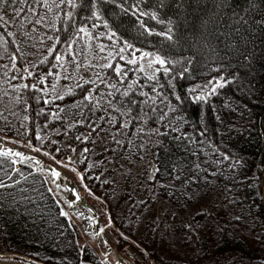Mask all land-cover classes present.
Returning <instances> with one entry per match:
<instances>
[{
    "label": "trees",
    "instance_id": "1",
    "mask_svg": "<svg viewBox=\"0 0 264 264\" xmlns=\"http://www.w3.org/2000/svg\"><path fill=\"white\" fill-rule=\"evenodd\" d=\"M73 3L0 5V137L80 173L107 241L0 154V254L264 264V0Z\"/></svg>",
    "mask_w": 264,
    "mask_h": 264
},
{
    "label": "rangeland",
    "instance_id": "2",
    "mask_svg": "<svg viewBox=\"0 0 264 264\" xmlns=\"http://www.w3.org/2000/svg\"><path fill=\"white\" fill-rule=\"evenodd\" d=\"M139 60L143 69L152 72L156 69V65L159 63L156 60L157 56H146L139 54ZM90 61L92 58L89 59ZM4 147L8 148V146L3 142V139L0 140ZM21 155L17 156L19 159H27L28 162L34 166H36L37 171L44 173L46 180L48 181V185L50 189L53 191V194L58 198L64 214L75 213L79 216L84 225V230L89 235L90 239L102 242L107 241L106 234L101 225V216L98 213V218L94 219L91 214L85 210L76 199V194L78 193L80 196V200L85 201L83 197L84 191L86 188L84 184L81 182V174L78 173L71 165L68 164H60L57 166L48 165L41 160H38L33 153L28 150L27 152L17 151ZM24 153H27L26 157ZM53 171L59 172V177L53 175ZM59 185V187H58ZM110 250L106 253V264H131L124 260L118 253H113L109 256ZM23 257L17 255H6L0 256V264H19L20 261H24ZM32 264V263H31Z\"/></svg>",
    "mask_w": 264,
    "mask_h": 264
},
{
    "label": "snow or ice",
    "instance_id": "3",
    "mask_svg": "<svg viewBox=\"0 0 264 264\" xmlns=\"http://www.w3.org/2000/svg\"><path fill=\"white\" fill-rule=\"evenodd\" d=\"M64 2H65L67 5H69L70 7H75V6H76V5L73 3V0H64ZM5 3H6V0H0V5H3V4H5ZM44 6H45V7H48L47 3H45ZM93 7H95V5H93ZM71 15H72L71 12H69V13H68L69 18H71ZM93 15L96 16L97 18H99V13H93ZM142 15H143V13H142ZM0 19H2V17H0ZM105 26H107V25H105ZM80 31L84 32V31H86V30L83 29V28H81ZM148 31L151 32V29H148ZM112 35L114 36L115 33H113ZM161 35H165V34H164V33H161ZM109 38L111 39V36H110ZM167 38H168V39H171L172 37H171V36H167ZM129 47H131V45H129ZM144 55H146V56H150L151 53H145ZM55 58H56L57 60H60V59H61L60 56H56ZM156 60H157V62H159V63H161V64L165 63V61H164L163 59H161L159 56L156 57ZM129 63H135V60H130ZM116 71L118 72L119 69H116ZM165 71H167V69H165ZM25 87H28V85H25ZM32 87H35V85H32ZM88 98L90 99V97H88ZM15 155L19 156V155H21V154H20V153H15ZM53 175L56 176V177H59L60 173H59V172H55V171H53ZM9 186H10V185H6V184H4V183H0V188H6V187H9ZM58 187H59V185H58ZM49 191H51V190L49 189ZM65 215H66V213H65Z\"/></svg>",
    "mask_w": 264,
    "mask_h": 264
},
{
    "label": "water",
    "instance_id": "4",
    "mask_svg": "<svg viewBox=\"0 0 264 264\" xmlns=\"http://www.w3.org/2000/svg\"><path fill=\"white\" fill-rule=\"evenodd\" d=\"M0 153H8L10 156H15L16 150L5 148L3 143L0 142ZM76 199L79 201V204L92 215L94 219L98 218L97 211L94 207L90 206L84 201H81L78 194H76Z\"/></svg>",
    "mask_w": 264,
    "mask_h": 264
}]
</instances>
